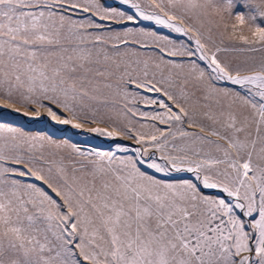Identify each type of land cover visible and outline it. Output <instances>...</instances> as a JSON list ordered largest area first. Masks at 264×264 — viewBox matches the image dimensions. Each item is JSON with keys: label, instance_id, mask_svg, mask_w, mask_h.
<instances>
[{"label": "snow or ice", "instance_id": "1", "mask_svg": "<svg viewBox=\"0 0 264 264\" xmlns=\"http://www.w3.org/2000/svg\"><path fill=\"white\" fill-rule=\"evenodd\" d=\"M0 264H264V0H0Z\"/></svg>", "mask_w": 264, "mask_h": 264}, {"label": "rangeland", "instance_id": "2", "mask_svg": "<svg viewBox=\"0 0 264 264\" xmlns=\"http://www.w3.org/2000/svg\"><path fill=\"white\" fill-rule=\"evenodd\" d=\"M74 140H83L86 139L87 137L84 135H73L72 137Z\"/></svg>", "mask_w": 264, "mask_h": 264}]
</instances>
